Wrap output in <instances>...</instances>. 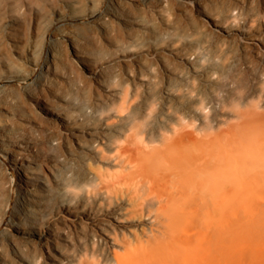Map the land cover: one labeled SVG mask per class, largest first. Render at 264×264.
Wrapping results in <instances>:
<instances>
[{
  "label": "bare ground",
  "instance_id": "bare-ground-1",
  "mask_svg": "<svg viewBox=\"0 0 264 264\" xmlns=\"http://www.w3.org/2000/svg\"><path fill=\"white\" fill-rule=\"evenodd\" d=\"M0 264H264V0H0Z\"/></svg>",
  "mask_w": 264,
  "mask_h": 264
}]
</instances>
